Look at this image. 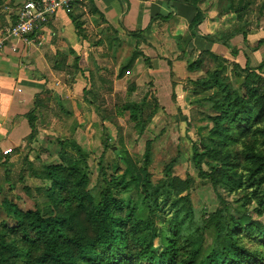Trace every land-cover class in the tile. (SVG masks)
I'll list each match as a JSON object with an SVG mask.
<instances>
[{
  "label": "trees",
  "instance_id": "16d2710c",
  "mask_svg": "<svg viewBox=\"0 0 264 264\" xmlns=\"http://www.w3.org/2000/svg\"><path fill=\"white\" fill-rule=\"evenodd\" d=\"M172 2L194 10L187 33L176 37L178 58L182 60L193 50V40L199 37L198 28L205 19L199 6L204 0H167L168 4ZM253 2L238 0L237 6L231 3L226 13L237 15L240 21ZM73 7L80 10L82 4L75 3ZM85 8L89 17L96 16L99 24H105L94 0H87ZM263 9L261 0L259 16ZM68 16L75 32L83 36L79 17L72 13ZM170 17L159 14L151 23ZM251 33L234 29L220 37L202 36L205 42L216 46L215 53L201 51L194 59L185 61L186 72L192 74L201 73L205 62L210 63L202 76L188 80L187 92L194 98L192 104H206L209 113L205 120L210 127L198 129L199 139L192 145L191 162L196 178L215 192L218 206L214 212L196 216L189 197L193 179L174 175L176 159L164 166L161 179L152 182L150 142L145 144L139 161L126 152L116 153L123 170L114 165L112 173L106 174L100 168L103 185L91 192L88 154L74 141L58 140L55 164L33 169L29 159H24L28 175L48 183L46 189H37L43 195V203L22 211L9 200L1 202L5 220L0 221V264H264V61L252 68L248 62L241 67L229 60L244 49L233 48L230 41L241 37L247 48V36ZM115 34L108 39L109 48L116 40ZM127 36L138 38L140 32ZM263 44L264 38L259 39L252 50ZM227 53L229 59L224 58ZM139 57L149 63L142 53L134 51L119 67L116 78L129 73ZM78 63L75 58L72 74L88 85V76L92 74L85 75ZM233 81L238 84L234 86ZM100 84H104L102 78ZM174 86L171 82L172 101ZM132 91L133 86L128 89ZM45 96L57 99L48 91ZM146 97L137 102L127 101L119 109L120 116L128 113L139 135L159 109L153 97V108L145 114L151 106L146 105ZM96 98L92 89L83 91L88 104L93 106ZM41 102L42 98L35 97V109L26 115L31 129L25 140L27 145L37 136L36 113ZM107 142L104 139V149L109 148ZM5 176H9L8 170ZM24 191L31 196L29 188ZM233 195L238 198L228 202L226 197Z\"/></svg>",
  "mask_w": 264,
  "mask_h": 264
},
{
  "label": "rangeland",
  "instance_id": "374dc122",
  "mask_svg": "<svg viewBox=\"0 0 264 264\" xmlns=\"http://www.w3.org/2000/svg\"><path fill=\"white\" fill-rule=\"evenodd\" d=\"M237 1L204 0L200 4V9L211 13L216 22L212 35L220 37L234 29L248 34L264 28V9L260 16L258 15L261 0H254L253 5L245 12L240 21L237 20V15L230 12L226 13V9L231 3L232 6H237ZM160 23L162 25L156 30L157 35H160V32L163 31L162 28H165L164 23ZM91 33L94 35L92 31ZM101 36L108 39L110 37L114 38L109 30L102 33ZM140 38L138 36V38L131 39L130 42H120L116 36V40L110 43V48L106 51L108 59L103 63L105 68L102 76L99 74L94 75V72L90 71L92 76H88V82L90 81V83L87 85V90L92 89V93L97 97L94 99L93 106L83 103L85 106H79L76 112H74L71 104L45 103V105L40 106L42 111L39 113V121L36 122V126L39 128L37 138L34 139L31 145H27L25 142L23 147L15 149L11 155L14 166L8 168V177L5 176L4 171H0V205L6 199L14 203L20 210L29 211L33 210L36 204L41 205L43 203L40 198L43 195L38 193L37 189H46L48 183L28 175L27 166L24 165V156L29 154V158L33 161L36 169L40 168L36 157L44 164L56 163L58 158L54 155V152L59 150L58 140L74 141L88 154V189L91 192L97 191L103 185L100 168H103L106 174L112 173L111 168L114 165H118L120 170H123L122 164L118 163L116 153L126 152L135 161H139L144 153L145 144L150 142L151 161L149 172L152 182L156 183L161 179L164 166L170 160L176 159L177 163L173 170L174 175L181 179L187 176L193 179L189 197L196 216L198 217L201 212H214L218 206L215 192L210 185L196 178L191 162L192 145L197 143L199 139L198 129L206 126L210 127V124L205 120V116L209 113L205 107L206 104L201 107L196 103H191L194 98L186 93L189 89L188 80L185 78L178 80L185 92L180 91V87L175 92L173 89L175 93L174 101L171 100L172 89L171 92L165 93L166 99L169 98V102L162 103L164 106L162 110H157L140 135L129 120L127 112L122 113V116L119 115V109L124 103L127 101L137 102L143 96H147L148 103L146 105H151L150 109L146 108L144 111L147 114L153 108V97L160 95L162 92L161 88L157 89L149 83L150 79L147 75H143L148 64L142 61L141 58H137L138 64H133L130 72L122 77L123 84L117 86V91L113 92L111 78L134 51L140 52L137 48H134V42L136 47L141 44ZM230 44L233 48H245L241 37L234 38L230 41ZM254 46L255 43L248 42L247 48L254 49ZM102 51L106 53L105 48ZM248 54L250 53L248 52ZM186 55H189L188 59L192 60L198 56V53L189 50ZM261 57V61H264V52L257 59L255 57L251 59L252 68L259 65ZM209 68L210 63L205 62L203 71L196 73V77L202 76L203 72ZM262 75L264 76V69ZM101 78L105 79L108 86L110 85L108 87L110 90H104L107 85L100 84ZM114 79L119 80L116 77ZM158 82H160V79H158ZM237 84L233 81L234 86ZM96 85H99V87L102 85L103 89L96 90ZM132 86L133 91L128 92V89L130 90ZM162 95L164 96V93ZM163 102L165 101L163 100ZM158 104L162 107L161 103ZM95 107L98 108L96 112L94 111ZM88 108H91V110H88ZM67 111L73 112L74 115L73 113L69 115L66 113ZM106 138L109 148L104 149L103 141ZM19 178L22 179L19 180ZM25 187L30 189L31 196L25 194ZM237 198V195L226 197L228 202H232ZM3 220H5V215L0 207V221ZM6 223L12 225L10 220H7Z\"/></svg>",
  "mask_w": 264,
  "mask_h": 264
},
{
  "label": "crops",
  "instance_id": "0c3cea01",
  "mask_svg": "<svg viewBox=\"0 0 264 264\" xmlns=\"http://www.w3.org/2000/svg\"><path fill=\"white\" fill-rule=\"evenodd\" d=\"M25 1H2L0 4V35L4 28L13 24L15 10ZM94 5L103 16L105 24H99V19L96 16L89 17L84 3L80 10L73 7L68 11L58 12L54 19L44 27L43 43L40 47L17 43L16 52L13 53L6 48L0 53V171L6 172L8 168L14 166L11 155L15 149H20L25 145V140L31 133L26 115L35 109V97L42 98L41 106L45 103L71 104L74 112L79 106L84 107L83 103H89L83 99V91L87 89V83L83 79L73 76L71 66L73 60L78 58V66L85 71V75H89L88 73L93 71L94 75L102 76L105 68L103 63L108 59L106 51L109 50V45L108 38L102 37L101 34L107 30L112 34L117 33L115 35L120 42H130L133 38L127 34L140 32L141 44L136 47L134 42V48H137L149 60L143 75L149 77V83L152 86L157 89L161 88V94L155 96L159 100L157 103H161L162 106H159V110L164 107L162 103L169 102L165 93L171 92V82L175 85L174 92L178 87H180V91L185 92L178 80L185 78L192 81L198 78L196 73L186 72L185 61L189 60L190 56L186 55L180 60L178 58L180 51L176 44V37L184 36L187 33V25L194 16L192 8L176 2L168 4L167 0H94ZM6 7L9 10H6ZM202 12L205 19L198 28L199 37L193 40V50L197 53L201 51L215 53L216 46L205 42L201 37L212 35L216 22L211 13ZM70 13L79 17L83 23V36H78L75 32L72 19L68 16ZM159 14L162 16L170 14L171 17L167 21L156 20L151 23V20ZM160 22L164 23L165 28H162L163 31L161 30L160 35H157L156 30L162 25ZM262 38H264V28L248 35L247 45L248 42L256 43ZM103 48L106 53H103ZM263 52L264 44L256 50L246 47L239 50L235 59H229L228 53L224 58L241 67H244L247 62L251 66V59L253 57L257 59ZM139 58L143 61L142 57ZM137 60L134 64H138ZM171 74L173 75L172 80ZM115 75L117 72L111 78L113 92L117 91V86L123 84L122 78L114 79ZM103 81L102 85H107L104 90H110L108 88L110 85L108 86L104 78ZM102 85L100 87L96 85V90H102ZM47 91L57 99L53 100L52 97L45 96ZM89 109L91 110V108ZM40 111L42 110L39 108L36 113L37 121H39ZM66 113L71 115L73 112L67 111ZM36 129L38 133L37 126ZM5 150H9L10 154L3 156L2 152ZM25 157L32 163L33 169H36L29 154H26L24 159ZM37 162H39V167L49 165L44 164L39 158ZM50 164H55V162Z\"/></svg>",
  "mask_w": 264,
  "mask_h": 264
},
{
  "label": "built area",
  "instance_id": "2783aa9c",
  "mask_svg": "<svg viewBox=\"0 0 264 264\" xmlns=\"http://www.w3.org/2000/svg\"><path fill=\"white\" fill-rule=\"evenodd\" d=\"M87 0H26L15 11L13 24L4 28L0 35V53L8 48L17 51V43L26 46L40 47L43 43V29L60 11H68L76 4H84ZM6 10H9L6 7ZM9 150L2 152L3 156Z\"/></svg>",
  "mask_w": 264,
  "mask_h": 264
}]
</instances>
